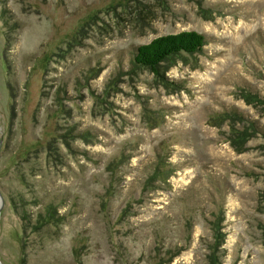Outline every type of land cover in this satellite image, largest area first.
<instances>
[{
    "label": "rangeland",
    "instance_id": "rangeland-1",
    "mask_svg": "<svg viewBox=\"0 0 264 264\" xmlns=\"http://www.w3.org/2000/svg\"><path fill=\"white\" fill-rule=\"evenodd\" d=\"M0 139V264H264V0H0Z\"/></svg>",
    "mask_w": 264,
    "mask_h": 264
},
{
    "label": "trees",
    "instance_id": "trees-1",
    "mask_svg": "<svg viewBox=\"0 0 264 264\" xmlns=\"http://www.w3.org/2000/svg\"><path fill=\"white\" fill-rule=\"evenodd\" d=\"M206 43L207 39L205 35L197 30H184L176 33L163 34L148 43L137 46L133 57V65L150 68L156 74L161 75L160 67L165 61L183 53L195 54L201 52ZM162 163L161 161V168H163ZM158 172H160V169L153 173L152 178L154 180L160 174ZM46 208L47 211L42 219L47 222L50 219H54L56 209L55 206L53 207L51 205ZM215 236L216 238L219 237V235Z\"/></svg>",
    "mask_w": 264,
    "mask_h": 264
},
{
    "label": "water",
    "instance_id": "water-1",
    "mask_svg": "<svg viewBox=\"0 0 264 264\" xmlns=\"http://www.w3.org/2000/svg\"><path fill=\"white\" fill-rule=\"evenodd\" d=\"M1 145H2V140L0 139V148H1ZM0 200H2V193L0 191Z\"/></svg>",
    "mask_w": 264,
    "mask_h": 264
}]
</instances>
